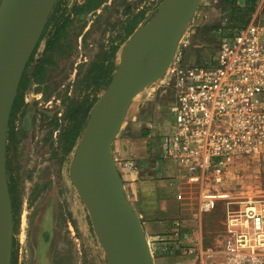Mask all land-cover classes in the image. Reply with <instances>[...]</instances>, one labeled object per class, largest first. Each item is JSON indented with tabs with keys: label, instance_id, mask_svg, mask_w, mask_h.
Wrapping results in <instances>:
<instances>
[{
	"label": "rangeland",
	"instance_id": "374dc122",
	"mask_svg": "<svg viewBox=\"0 0 264 264\" xmlns=\"http://www.w3.org/2000/svg\"><path fill=\"white\" fill-rule=\"evenodd\" d=\"M160 1L55 2L20 80L9 121L11 264H108L88 209L71 181L70 164L92 107L109 84L131 35ZM222 3L200 0L181 32L171 64L200 63L214 52L217 28L231 25ZM152 54L153 46L143 60L145 66ZM164 75L133 99L115 140L125 137L140 149L145 145L143 137L149 135L158 158L186 173L165 156L162 146L163 135L172 130V93ZM116 154L112 152L115 166L126 171L128 158ZM119 176L124 184L125 175ZM203 182L210 184L209 178ZM192 190L186 194L188 204L178 202L173 215L154 218L149 225L140 221L153 264L192 263L215 255L228 211L237 209L247 194L264 196V156L235 158L213 190L218 198L208 211L200 209L201 191Z\"/></svg>",
	"mask_w": 264,
	"mask_h": 264
},
{
	"label": "water",
	"instance_id": "95a60500",
	"mask_svg": "<svg viewBox=\"0 0 264 264\" xmlns=\"http://www.w3.org/2000/svg\"><path fill=\"white\" fill-rule=\"evenodd\" d=\"M57 0L0 1V264H11L14 217L6 176L9 121L20 80ZM200 0H161L131 35L94 103L70 164L108 264H153L140 219L122 190L112 144L133 99L160 79ZM153 46L150 63L144 59ZM146 57V58H145Z\"/></svg>",
	"mask_w": 264,
	"mask_h": 264
},
{
	"label": "built area",
	"instance_id": "2783aa9c",
	"mask_svg": "<svg viewBox=\"0 0 264 264\" xmlns=\"http://www.w3.org/2000/svg\"><path fill=\"white\" fill-rule=\"evenodd\" d=\"M255 1L245 25L217 28L208 58L177 60L164 75L172 93V130L162 146L188 175L209 178L199 197L204 211L215 207L213 190L235 158L264 156V0ZM224 226L215 255L185 264H264V196L247 194L228 211Z\"/></svg>",
	"mask_w": 264,
	"mask_h": 264
},
{
	"label": "crops",
	"instance_id": "0c3cea01",
	"mask_svg": "<svg viewBox=\"0 0 264 264\" xmlns=\"http://www.w3.org/2000/svg\"><path fill=\"white\" fill-rule=\"evenodd\" d=\"M246 0H234L236 5H244ZM117 140V141H116ZM113 141L112 152L119 158H128V169L118 173L124 174L122 190L129 199L140 221L148 224L154 218L173 215L178 202L187 203L186 194L191 188L199 193L205 184L197 175L176 172V169L158 158L151 148V136L145 135V145L139 149L130 139L121 137ZM142 146V145H141ZM121 166V163L119 164ZM118 165V167H119ZM200 177H202V173ZM188 204V203H187ZM149 225V224H148ZM147 229V226H146Z\"/></svg>",
	"mask_w": 264,
	"mask_h": 264
},
{
	"label": "trees",
	"instance_id": "16d2710c",
	"mask_svg": "<svg viewBox=\"0 0 264 264\" xmlns=\"http://www.w3.org/2000/svg\"><path fill=\"white\" fill-rule=\"evenodd\" d=\"M222 1V9L228 12V20L231 27L239 28L249 21L255 6V0H246L242 6L234 4V0ZM236 12L239 13V16L235 14Z\"/></svg>",
	"mask_w": 264,
	"mask_h": 264
},
{
	"label": "flooded vegetation",
	"instance_id": "af4514ba",
	"mask_svg": "<svg viewBox=\"0 0 264 264\" xmlns=\"http://www.w3.org/2000/svg\"><path fill=\"white\" fill-rule=\"evenodd\" d=\"M44 32V31H43Z\"/></svg>",
	"mask_w": 264,
	"mask_h": 264
}]
</instances>
